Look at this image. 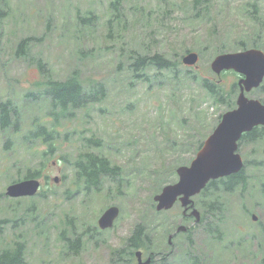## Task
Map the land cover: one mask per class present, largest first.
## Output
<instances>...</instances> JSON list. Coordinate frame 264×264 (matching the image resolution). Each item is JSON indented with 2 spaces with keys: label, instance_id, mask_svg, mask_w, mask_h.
<instances>
[{
  "label": "rangeland",
  "instance_id": "1",
  "mask_svg": "<svg viewBox=\"0 0 264 264\" xmlns=\"http://www.w3.org/2000/svg\"><path fill=\"white\" fill-rule=\"evenodd\" d=\"M109 1L0 0V8L5 9L0 28V101L17 103L23 123L18 137L0 133V152L6 139L14 140V152L0 156V248L4 239L24 242L25 264H107L111 251L122 247L133 227L142 223L148 236L144 255L154 253L152 264H161V256L167 253L164 264H259L264 257L262 168L247 167L251 174L244 190L217 195L207 190L194 197L201 211L203 202L219 195L224 220L218 223L192 226V219L180 216L178 202L169 210H156L153 196L161 188L160 172L177 160L179 166L187 164L195 155L193 145H177L182 148L178 150L173 141L195 140L193 129L202 122H183L193 114L188 99L192 95L198 99L201 87L181 77L182 88L156 81L148 89L147 83L130 74L128 55L136 50L180 59L187 50L196 51V65L180 67L231 89L235 107L238 88L232 85L237 74L216 75L210 63L221 50L251 48L255 41L264 51V0H211L208 13L199 17L190 0H124L120 21L113 17ZM253 2L259 7L261 29L249 12ZM89 15L91 19L83 18ZM25 37H31L27 56H18L16 47ZM240 39L246 42L245 48L238 45ZM154 70L150 66L146 74L152 76ZM73 71L84 82L103 84L104 97L59 118L57 126L51 118L41 121L52 134L53 152L39 138L28 142L21 135L34 128L33 118L44 115L48 101L23 95L44 87L49 79L63 80ZM247 96L264 99V91L255 89ZM209 104L206 99L197 108ZM227 110L219 103L208 106L214 127ZM91 136L100 137L106 145L84 147V139ZM127 141L131 144L125 145ZM263 147L264 139L241 143L238 151L244 160H264ZM84 150L122 165L123 180L118 183L104 174L98 186L87 188L73 166ZM27 166L39 172L42 194L5 195L6 186L15 177L22 179L19 174H25ZM110 205H116L119 214L112 227L101 229L98 219ZM180 224L187 229L175 233ZM61 233L70 240L81 239L78 254L68 250ZM170 234L172 242H168ZM135 263L134 255L120 260V264Z\"/></svg>",
  "mask_w": 264,
  "mask_h": 264
},
{
  "label": "trees",
  "instance_id": "2",
  "mask_svg": "<svg viewBox=\"0 0 264 264\" xmlns=\"http://www.w3.org/2000/svg\"><path fill=\"white\" fill-rule=\"evenodd\" d=\"M124 0H110L109 8L112 12L113 17L118 21L119 15L121 14V7ZM211 0H190V4L193 7L194 14L196 17L205 16L208 13V7ZM7 2L4 1L5 5ZM4 5L0 8V28L2 27V22L5 17ZM252 20L257 23L262 28L263 21L260 16L259 7L256 2L250 4L249 9ZM83 18H92V15ZM81 20V18L79 19ZM261 32V31H260ZM258 40L257 38H253ZM31 37H25L18 43L16 47V54L18 56L26 57L27 56V46ZM238 45L242 48L246 47V42L242 39L238 41ZM253 46L260 48L259 41L253 42ZM228 51L227 49L221 50L220 52ZM128 69L132 77L140 78L141 82L148 84V89L152 87V84L156 81L160 84H163L166 81H170L175 85V88H182L185 85V81H181V77H184L187 80L192 82H198L201 91L198 93L200 97L196 99L195 95H192L189 101V108L193 110V114L186 116V121L183 123H190L191 121L202 122L201 127H195L193 129L194 141H190L183 137V141L174 140L173 143L178 150H182L181 147L177 145H193L195 153L200 146L202 145L203 139L214 127V120L209 118L206 110L208 106H212L217 103L225 105L228 109L234 107L233 94L231 89L222 88V84L218 83L216 80L211 79L210 77L200 76L187 68H183L180 59H173L166 57L160 52H153L142 54L136 50H131L128 55ZM152 66L154 67V72L151 75L146 74V70ZM134 84V83H133ZM129 86H132V81L129 82ZM233 88L236 87V84L233 83ZM225 90V91H224ZM259 91H264V84L260 85L257 89ZM255 90H252L250 94H254ZM104 86L101 83L91 82V81H82L79 79L75 71L68 75L64 80L49 79L45 83V86L34 91L26 92L23 97L28 100H46L48 101V106L44 115L34 117L33 121L35 122L34 128L28 129L21 137L27 139L28 142H31L33 138H39L40 142L48 146V151L53 152L56 148L53 143V137L51 132L41 123L45 118H51L54 122V125H58L59 118L64 117L65 115L73 114V110L84 107L89 103L96 102L101 100L104 97ZM175 96V91L172 90L170 97ZM264 103V99L259 96H254ZM206 99H209L210 104L205 107L197 108L198 102H205ZM133 103L129 102L128 106L131 107ZM204 111V112H203ZM202 113V114H201ZM201 114V115H200ZM220 115L218 116V118ZM209 120V121H208ZM115 121V120H114ZM22 115L21 110L17 106V103H13L10 100L0 101V133L7 136L18 137L22 127ZM182 127H185L183 124H180ZM203 135V137H202ZM205 135V136H204ZM264 139V126H255L251 131L243 133L239 145L241 143H256ZM26 144V143H25ZM131 144L130 141L125 142V145ZM86 145L88 147H103L104 142L100 137L92 136L91 138L86 139ZM27 146V145H26ZM14 140L6 139L2 144V151L0 156L8 152H14ZM30 148V147H29ZM44 154L46 151L43 152ZM174 164L161 171L163 174L161 179H158L159 187L162 185L175 180V169L179 165V160L173 162ZM181 164V163H180ZM73 166L79 177L84 180V184L87 185V188H93L99 185L101 182L102 176L108 175L113 177L116 182H121L123 180L122 172L124 167L116 163H111L110 159L104 155H101L98 152H93L90 150L80 151L73 161ZM253 167L254 169L260 167L263 169V175L259 177V180L262 184L261 190L264 193V160H244V165L236 173H232L225 177L211 180L206 187L199 193L203 195L207 190H212V193L221 194V193H232L236 190H244L250 179V172H247V167ZM39 172L37 170H32L28 166L26 168L25 174L19 177L23 178H32L38 177ZM18 180L16 177L12 180ZM43 191L40 192L42 194ZM211 193V194H212ZM219 196V195H218ZM216 196L209 200L208 202H203L201 204L202 212L200 223H218L224 220L223 207L224 203ZM198 224V225H199ZM210 231V226L207 227ZM146 226L142 223H137L131 234L126 238L125 243L122 247L118 249H113L111 251V260L107 264H120V260L127 257L131 260L132 256L135 253V249H146V239L148 238L146 233ZM1 231V229H0ZM60 238L64 239L67 242L68 250L73 254H78L81 249V239L76 236L72 240L65 236L63 233L60 234ZM68 240H67V239ZM24 242L17 240H3L2 247L0 248V264H25V251H24ZM153 254V252H149ZM164 256L160 262L163 263ZM152 264V262H151ZM259 264H264V257L261 258Z\"/></svg>",
  "mask_w": 264,
  "mask_h": 264
},
{
  "label": "water",
  "instance_id": "3",
  "mask_svg": "<svg viewBox=\"0 0 264 264\" xmlns=\"http://www.w3.org/2000/svg\"><path fill=\"white\" fill-rule=\"evenodd\" d=\"M197 60L198 54L195 51H189L181 58L187 66L196 64ZM210 67L216 74L232 69L240 75L237 82L239 93L236 106L221 115L219 122L204 139L189 165L178 166L177 180L164 185L161 191L153 196L156 210L170 209L179 200L184 207L183 212L191 208L190 214L194 216L195 222L199 221L200 212L193 208L192 196L198 194L210 180L241 170L244 162L238 152V141L243 133L251 131L255 126H264V103L245 94L257 87L264 78V52L258 48H247L219 53L211 61ZM262 153L264 154V148ZM39 187L37 178H26L7 185L5 193L10 197L31 196L37 193ZM118 214L119 208L116 205L108 206L99 217L98 226L101 229L111 227ZM186 229L184 224L177 227V231ZM135 255L136 264L151 262V256L142 260L141 250H137Z\"/></svg>",
  "mask_w": 264,
  "mask_h": 264
},
{
  "label": "flooded vegetation",
  "instance_id": "4",
  "mask_svg": "<svg viewBox=\"0 0 264 264\" xmlns=\"http://www.w3.org/2000/svg\"><path fill=\"white\" fill-rule=\"evenodd\" d=\"M188 212H189V210H187V211L184 213V212H183V208H181V215H182V217L191 219V217H190V215L188 214ZM168 242H172V238H171L170 240H168ZM168 254H169V253H168ZM161 258H162V256H161ZM161 258H160V259H161Z\"/></svg>",
  "mask_w": 264,
  "mask_h": 264
}]
</instances>
